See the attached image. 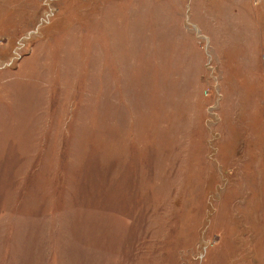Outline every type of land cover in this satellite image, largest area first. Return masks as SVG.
I'll use <instances>...</instances> for the list:
<instances>
[{"label":"rangeland","instance_id":"374dc122","mask_svg":"<svg viewBox=\"0 0 264 264\" xmlns=\"http://www.w3.org/2000/svg\"><path fill=\"white\" fill-rule=\"evenodd\" d=\"M0 264H264V0H0Z\"/></svg>","mask_w":264,"mask_h":264}]
</instances>
